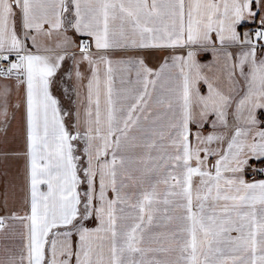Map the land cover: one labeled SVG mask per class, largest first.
<instances>
[{"label":"snow or ice","instance_id":"6c2138e0","mask_svg":"<svg viewBox=\"0 0 264 264\" xmlns=\"http://www.w3.org/2000/svg\"><path fill=\"white\" fill-rule=\"evenodd\" d=\"M0 264H264V0H0Z\"/></svg>","mask_w":264,"mask_h":264}]
</instances>
